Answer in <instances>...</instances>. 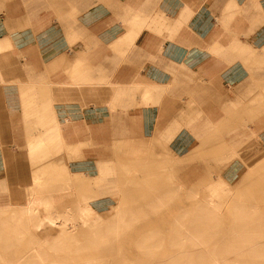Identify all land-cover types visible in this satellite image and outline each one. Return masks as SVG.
I'll list each match as a JSON object with an SVG mask.
<instances>
[{"label": "crops", "instance_id": "crops-1", "mask_svg": "<svg viewBox=\"0 0 264 264\" xmlns=\"http://www.w3.org/2000/svg\"><path fill=\"white\" fill-rule=\"evenodd\" d=\"M245 6L249 12L241 13ZM259 6L256 13L264 15V0H259ZM253 13L251 0H0V186L12 185L19 173L27 172L20 159L30 154V143L74 140L76 124L66 133L67 121L58 120L52 110L60 107L33 105L37 97L29 95L35 84L51 81L59 92L61 86L75 83L81 93L101 91V102L108 109L109 85L123 86L129 92L133 87V94L123 102L126 113H109L107 118L113 133L118 132L116 137H127L130 131L120 121L146 116L147 108L137 107L130 113L132 101L137 105V85L150 86V100L156 106L149 108L146 117L153 125V109L159 114L169 108L160 103L164 91L156 94L155 87L185 86L188 76L196 79L194 83L215 84L214 94H221L223 85L236 88L244 82L249 72L241 58L253 48L258 56L264 52L263 16H258L254 26L255 21L247 16ZM95 45L129 52L123 59L119 54L98 52ZM118 61L133 62L136 79L128 78L127 70L117 72ZM23 108L27 124H42L40 130L29 133L26 151L23 139L17 135L14 142L13 135L17 125L13 111ZM46 130L50 131L48 140ZM149 136L137 130V138ZM5 204L11 203L0 201Z\"/></svg>", "mask_w": 264, "mask_h": 264}, {"label": "rangeland", "instance_id": "rangeland-1", "mask_svg": "<svg viewBox=\"0 0 264 264\" xmlns=\"http://www.w3.org/2000/svg\"><path fill=\"white\" fill-rule=\"evenodd\" d=\"M263 20L264 15L260 22ZM93 47L98 52L101 49L102 53L105 54H119L123 59L129 52L124 48L119 49L97 45ZM261 57L262 56H259V58ZM115 63H119V66H121L118 67L117 72H119V70H127L125 72L126 76L128 78L130 77V79H136L133 73L137 66H135L133 62L118 61ZM247 63L248 62L243 61L246 67ZM246 69L249 72V77L236 88H228L223 85L221 94H214L215 87H217L215 84L210 82L202 83L201 81L200 83H194L196 79L188 76L184 78L186 81L185 86H175L174 83H170L164 88L155 87V90L157 89L160 92L164 91L160 103L161 105H168L169 108L160 111L159 114L156 109H153V125H150L149 122H151V120L149 121L146 116L149 110H151L149 108L151 106H156V103H152V100L148 105H145L141 97V95H143V93L141 94L142 89L150 86L137 85V105L135 101H132L134 107L129 105L130 113L137 111V107L138 109L140 108L139 110H141V108H147L145 109L146 116L141 119L139 118L138 121L137 116L127 119L125 122L120 121V126H125V128L130 131L127 137L133 139L137 138V130L140 133L142 129L145 130L149 136L155 128L156 122H158L157 125H159V123L166 120L164 117H167L169 122L173 121L177 124H182L183 121L187 122L189 119L193 118L195 119L194 122L199 126L206 116L212 118L213 121H217L224 115L222 108L234 105L235 103H240L241 105L237 114L227 115L225 119H222L223 121L229 119L226 122H230V124L225 127L226 132L216 134V137L212 141H209L207 147L201 146V144L196 141L195 133L184 125L182 127L183 130L181 129V131L177 133L175 139L169 142V144L165 145L166 142L164 141L160 147H150L145 150V152H143V150H137V147L142 144L147 145L148 139L137 142V140L131 141L121 134L116 137L115 134L118 132L113 133V130L110 129L107 123L109 113H111V116H118L126 113L128 109L123 102H125V98H127L130 93L133 94V87L131 88L132 91L129 92L127 96L122 97V99L118 101L115 108L109 106L108 109L101 102L104 97H101V91H96L90 95L81 93L82 89L76 88L75 83V85L70 84L61 86V92H59L55 90L58 89L55 85L49 84L51 81L35 84L34 88H30L31 93L29 95V98L31 96L37 97L33 105L60 107L53 108L52 110L53 112L56 111L58 120L63 122L67 121L68 128L66 129V133L72 130L71 125L76 124L75 137L70 143L51 142L46 147L48 149H46L47 152L35 151L31 154L32 151H30V154L26 157H22L20 159L22 163L21 167L27 168V172L19 173L12 185L2 183L0 186V201L12 204V202L16 203L23 200L26 196L25 190L28 188V183L32 181V179H39L41 177L43 180L40 181L39 185L41 188L39 191H43V194H54L55 196H59L60 194L66 195L61 203L57 205L58 212H63L67 208L72 210L76 207L78 202L84 201L85 198L98 195L99 198L97 201L103 203L102 209L105 210L102 214V221H105L110 218L107 210L116 204L120 203V207L123 209L128 205L137 203L139 200V198H137V175H145L141 170H154L155 168L159 170L167 169L169 165V167H179V171L173 174V176H176V178L184 184L181 194L186 195L191 187V192L193 191L194 194H197V199L183 201L179 199L178 203L172 204L165 210L168 213L165 222L161 221V219H158L156 222H136L135 225L140 227L143 226L144 228L131 231L130 233L138 236L140 233L142 234L149 231L152 226L159 227L165 225L167 227V225H171L172 218L177 214L181 202H186L188 204L192 202L194 205L203 204L210 191H212L211 186L220 183V180H222L224 176L227 177L233 171L236 173L243 172L245 165L251 167L253 170L264 173V59L262 61L259 59V61L251 64L249 69ZM109 87L110 88L107 87L106 89L110 91L111 99L115 88H113L112 85H109ZM183 88H185L184 92ZM247 88V92L236 99L235 91L237 92ZM34 90H36L37 93H35ZM75 90H78V93H75ZM160 92H158V94ZM186 98L191 100L190 103H187ZM24 100L23 103H21L23 107L26 104ZM105 101L108 100L106 99ZM166 101H169L170 104ZM173 103H178V106H181L182 109H176ZM191 103L196 107V109L191 110L193 112L190 111ZM250 106L253 107V110L248 109ZM245 107L247 108L245 109ZM24 110L25 108L13 111L15 113L14 118L17 121V125L13 126L15 131L13 135L15 137L14 142L18 139L16 137L17 135L20 136L19 138L23 139V150L26 151L28 148L26 141L29 137V133L31 131L37 132L40 130L42 124H37L35 126L27 124L24 117ZM231 117H233V119ZM252 131H254V133H251ZM14 142L13 144H15ZM134 142L137 144L135 143V145ZM134 147L136 149H134ZM44 153H46L45 156L42 155ZM176 153L178 156L182 155L183 158L182 156L181 158L175 156ZM137 154H142V156H137ZM186 154H188V156ZM232 157L234 158L229 159ZM102 160L112 162V174L108 176L110 180H99V162ZM147 160L149 161L148 165L144 166ZM152 162H160L161 165L156 167ZM227 163L228 167L232 165L230 169L226 166ZM68 171L70 173H68ZM46 174L48 180L44 178ZM68 175H72V178H77L76 180L82 181L84 187L90 186V188H88L89 191L85 193L83 190H78L71 186L68 191L63 190L65 192L62 193L61 189L78 184L76 182L73 183V180L68 181ZM82 175L86 178L85 181L80 179ZM233 176H231L232 181L237 178L236 174ZM232 181L228 182L230 188H232V192H237V184H234ZM41 184H45L46 187ZM172 184L178 183L173 179ZM127 186L132 187L128 190ZM233 201L235 200L232 199L230 195L220 199L222 206L220 216L224 219L225 225L228 226H230V219L234 215ZM188 204L184 205V207L188 208ZM163 212L157 217L165 218L166 213ZM60 215L63 216L61 213ZM93 226L94 224L92 222H88L86 226L80 225L79 228L71 232V234L76 236L78 242H84L87 236L92 232L91 228ZM148 226L149 229L147 228ZM37 231L38 227L30 230L28 232L30 236L24 237L19 245L8 248L7 252L1 251L2 247H0V257H2L0 264H12V259L25 256L28 250L35 246L37 247L40 242L39 232ZM123 238L124 237H120L119 239L122 241ZM125 238L127 239L128 237ZM119 239H117V242ZM44 250L47 252L49 258L57 259V257L66 256V254L52 253L48 247H44ZM128 252L129 246L126 245L123 247V253L130 256L131 254L129 255ZM75 256L76 255L72 256L71 254V257ZM120 256V254L109 255L111 259L115 257L120 258ZM82 257L90 259L105 258L104 256H93V258H91L90 255H83ZM79 262L80 260L75 263L78 264ZM109 263L111 264V262ZM47 264H50V259Z\"/></svg>", "mask_w": 264, "mask_h": 264}, {"label": "bare ground", "instance_id": "bare-ground-1", "mask_svg": "<svg viewBox=\"0 0 264 264\" xmlns=\"http://www.w3.org/2000/svg\"><path fill=\"white\" fill-rule=\"evenodd\" d=\"M251 8L255 10V13L247 16L255 21V26L259 23L258 16H263L262 12L256 13L260 10L259 0H251ZM249 10L250 8L245 6L240 11L248 13ZM244 56L241 59L248 62L247 68L249 69L251 64L259 59L261 61L264 59V52L259 58L257 51L253 48V51L250 49ZM112 87L115 88V91L107 104L115 108L118 101L128 95L129 89L115 85ZM247 90L248 88L235 91L236 99L240 98ZM142 93V101L148 105L151 102L150 87L142 89ZM240 106V103H235L222 108L224 115L221 119L213 121L212 118L206 116L199 126L193 118L187 122L183 121L182 124L166 120L165 123H159L153 129L151 136L136 139L137 142L148 139V144L139 145L137 150L145 152L150 147H160L164 141L165 145L169 144L184 125L195 133L197 139L195 140L201 146L207 147L209 141H212L216 134L226 132L225 127L230 122H226L229 119L226 121L222 119H225L227 115L237 114ZM248 109L253 110V107L250 106ZM191 110H193L192 105H190ZM43 117L45 118L44 115ZM231 118L233 119V117ZM49 138L50 131L46 130L45 139ZM49 144L48 141L30 143L29 150L33 154L37 149L46 148ZM134 149L136 148L134 147ZM186 155L188 156V154ZM137 156H142V154H137ZM175 156L181 158L182 155L178 156L176 153ZM148 162L147 160L144 166H147ZM111 163L108 160L99 162V180H110L108 176L112 174ZM153 164L156 167L161 165L160 162ZM230 166L227 167L230 169ZM178 171L179 167H169V165L167 169L141 170L145 175H137V198H139L137 203L123 209L120 207V203L111 207L107 210L110 218L103 220L105 223L102 221V214L105 210L102 209L103 203L97 201L98 195L78 202L72 210L67 208L63 212H58L57 205L66 195L43 194V191H39L41 188L39 184L43 178L32 179L28 183V188L25 190L26 196L23 200L0 205L1 251L7 252L8 248L19 245L24 237L30 236L28 233L30 230L38 227L39 245L28 250L25 256L12 259V264H47L49 259L50 264H77L75 262L78 260H80L78 264H110L109 262L111 264H264V173L246 165L243 172L233 171L227 177L224 176L220 183L212 185V191L203 204L194 205L192 202L189 204L181 202L177 214L172 218L171 225H167V227L165 225L152 226L150 229L148 226L149 231L140 233L138 236L130 233L144 228L135 225L136 222H156L158 219L165 222L168 214L165 210L172 204L178 203L179 199L181 201L197 199L198 196L193 191L191 192V187L186 195L181 194L184 184L176 176H173ZM68 173L70 172L68 171ZM235 174L237 178L232 181L231 176ZM44 176L45 180H48L47 174ZM68 176V181L73 180V183L78 184L61 189L62 193L65 192L63 190L68 191L71 186L78 190L81 189L85 193L89 191L90 186L84 187L82 181L72 178V175ZM80 179L86 180L83 175L80 176ZM173 179L178 184H172ZM230 181L237 184V192H232L228 183ZM131 187L127 186L128 190ZM228 195L235 200L233 201L234 215L230 219V226L225 225L224 219L220 216L222 211L220 199ZM186 204L189 205H187L188 208L184 207ZM161 212L166 213L165 218L157 217ZM88 222L94 224L91 228L92 232L84 242H78L76 236L71 232L79 228L80 225L86 226ZM120 237H124V241L123 239L121 241ZM117 239H119L118 242ZM126 245L129 246L128 254H131L130 256L123 253V247ZM44 247H48L52 253L66 254V256L57 257V259L49 258ZM71 254L76 256L71 257ZM119 254L120 258L111 259L109 257V255ZM83 255H90L91 258L93 256H104L105 258L90 259L83 258ZM1 259L2 257H0Z\"/></svg>", "mask_w": 264, "mask_h": 264}]
</instances>
